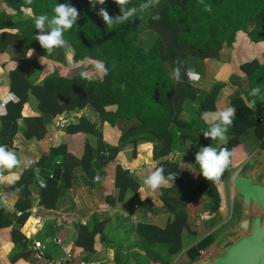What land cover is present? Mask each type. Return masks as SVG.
Here are the masks:
<instances>
[{
	"label": "trees",
	"instance_id": "trees-1",
	"mask_svg": "<svg viewBox=\"0 0 264 264\" xmlns=\"http://www.w3.org/2000/svg\"><path fill=\"white\" fill-rule=\"evenodd\" d=\"M0 2L15 13L22 12V9L29 10V15L18 19H12L10 13L0 11V53L12 55L9 61L0 62V67L6 70L9 93L19 98L18 102L9 101L5 105L6 115L0 116V144L11 145L17 119L23 121L25 135L34 139L43 136L46 118L61 113L77 112L89 107L99 119V125H96L80 115L74 122L64 126L65 133L83 132L94 135V145L88 139L83 140L80 157L73 156L63 145L51 147L47 154L40 156L32 169L23 171L15 186V189H20L19 193L12 187L4 186L17 197L15 209L20 214L15 218L19 224L24 222L29 213L27 209L30 201L27 196L31 182L39 185L38 203L51 207L52 203L49 201L69 187L74 167L81 168L89 186L93 185L95 176H104L121 141L132 146V156L135 145L140 141H150L153 146L156 145L153 150L154 158L174 150L177 140L182 138L187 128V124L176 119L173 114L174 96L180 98L177 102L181 98L196 100L198 113L214 109L213 97L219 84L202 94L184 77L182 83L175 82L172 85L166 70L169 68L171 73L177 58L184 63L187 56L199 59L218 58L221 49L229 48L234 42L237 31H242L252 42H262L264 47V0H203V3L201 0H160L158 7L143 13V19L134 18L128 23L115 25L113 29L107 28L97 11L103 7L109 15H119L120 9L114 0H106L104 5H97L95 8L90 6L88 0ZM142 2L144 0H131L129 7H138ZM59 3H69L80 13L76 25L64 33L72 61H89L82 67L78 64L79 68L68 75L60 73L61 65L57 66L61 63L59 56L62 48L48 55L34 39L38 30L34 27L33 17L41 14L51 17L54 15L55 5ZM204 5H210L212 11H205ZM157 12L160 19L152 20L151 15ZM141 34L145 37L143 40L140 39ZM30 48L34 52L29 58L25 56V52ZM48 61L53 62L52 68L42 75L39 83L26 79L24 71L27 63L31 62L40 73ZM94 61H102L109 68V74L103 80L95 75L91 80L80 75L87 66L92 68ZM238 68L243 72L245 82L238 86L239 92H234L229 97L230 104L236 109L235 118L228 130L231 136L227 144L219 145L227 147L236 162L239 161L236 149L240 144L239 135L248 127L253 129L259 139V147L264 149V62L260 63L252 58L240 63ZM255 87L261 89L258 97L250 95L251 89ZM28 93L35 98L39 114L22 117L20 111ZM253 100L256 101L255 111L246 106ZM109 106L113 108L105 109ZM103 124L117 132L115 143L108 144L103 139ZM234 166L232 164L215 183L207 181L199 173L198 166L200 177L189 190L191 196L204 194L209 198L208 210L221 216L223 196L217 183L223 181L234 170ZM156 167H163L165 175L177 173L172 188L178 187L184 174L179 171L176 162L161 160ZM113 176L116 195L105 197L109 203L121 200L126 191L134 192L138 187L136 178L117 163L113 164ZM140 204H149V200L145 198ZM10 218V213L0 210V228L8 226ZM101 223L93 216L91 228L84 226L78 231L75 244L84 250H91L94 231H90ZM185 226L186 213L182 208H177L172 211V218L163 226L140 221L134 224L133 231L139 248L154 262L170 264L169 255L179 250L180 232ZM12 229L10 231L14 235H11V241L23 245L25 237L17 228ZM209 239L207 237L187 250V261L184 262L193 260L198 255L199 247L205 246Z\"/></svg>",
	"mask_w": 264,
	"mask_h": 264
},
{
	"label": "crops",
	"instance_id": "crops-1",
	"mask_svg": "<svg viewBox=\"0 0 264 264\" xmlns=\"http://www.w3.org/2000/svg\"><path fill=\"white\" fill-rule=\"evenodd\" d=\"M0 11L12 13L10 9L0 8ZM13 13L15 14V12ZM11 16L12 19H15L13 18L15 15L11 14ZM16 17L18 19L19 16ZM256 47H260V51ZM28 51L25 52V56ZM10 58H12L11 54L0 53V62L9 61ZM252 58H256L260 63L264 62L263 44L262 42L249 41L242 31L235 33L234 42L229 48L221 49L218 58L186 57L184 69H193L200 76L196 82H190L184 77L196 91L201 94L208 93L213 85L219 84V87L213 97V110H204L198 113L196 100L181 98L177 102L180 99L178 96L172 98L173 114L176 119L186 123L187 128L182 138L177 140L175 149L168 154L154 158L153 150L156 145L153 146L150 141H140L135 145L132 156V146L121 141L113 162L107 165L104 176L98 181L94 180L93 185L89 186L81 168L74 167L71 171L69 187L49 201L52 203L51 207H45L38 203L39 185L31 182L28 185L29 194L27 196L30 201L27 209L29 213L22 224H19L15 218L20 214L15 209L16 195L8 188L3 187L0 191V196H3L0 198V210L11 214V221L8 226L0 228V264H40V261L34 260L30 249L33 240H39L44 245V260L55 259L63 253L69 252L72 258L67 264H76L81 258L87 261V264H158L139 248L137 237L133 231L134 224L144 221L161 227L172 218V211L177 208H182L185 211L186 226L180 232L179 250L169 255L170 264L177 258L187 261L185 252L198 242L210 237L207 244L199 247L197 252L200 254L206 250L214 235L228 222L225 207L227 213H231L230 223L227 225L233 221L228 187L231 173L237 167L245 164L261 163L264 166V149L259 147V139L253 129L248 127L239 135L240 144L236 146L239 161L236 162L232 159V164L235 165L234 170L227 174L223 181L217 183V188L223 196L221 216L208 210L209 198L204 194L199 193L191 196L189 192L200 177L199 165L195 162L196 152L203 146L211 145L218 148L220 145L218 141L203 136V130L209 127L208 121L204 119V114L215 113L229 106L233 107L229 102V97L234 92H239L238 86L245 82L244 74L239 70L238 65ZM52 63L48 61L46 65L50 66ZM49 66H45L39 73L36 67L29 62L24 75L28 81L39 83L42 75L52 68ZM166 73L172 85L175 84L169 68ZM8 93L6 70L0 67V104H3ZM112 108L113 106H109L105 109ZM20 113L22 117L39 114L35 98L31 94H27V100L23 103ZM80 115L99 125L96 112L89 107H84L77 112L61 113L55 117L46 118L43 136L34 139L25 135L26 129L23 121L17 119L15 133L8 148L15 151L21 160L28 157L36 162L40 156L48 153L49 148L57 145L65 146V149L73 156L80 157L83 140L88 139L90 144L94 145V135L83 132L73 134L64 132V126L69 122H74ZM101 130L103 139L108 144L117 141L118 135L113 128L103 124ZM227 135L231 136L229 132ZM161 160L176 162L179 171L181 170L184 175L178 187L164 186L153 192L146 188L143 181ZM55 162L57 163L58 159ZM114 163L127 169L136 178L138 187L134 192L126 191L121 200L109 203L105 197L116 195V188L113 185ZM145 198L149 200V204L141 205L140 202ZM93 216L102 223L99 226H94L90 231H94L92 249L84 250L74 241L77 232H80L84 226L88 229L91 228L90 222ZM12 228H17L25 237L23 245L11 241V235H14L10 231L13 230Z\"/></svg>",
	"mask_w": 264,
	"mask_h": 264
},
{
	"label": "clouds",
	"instance_id": "clouds-1",
	"mask_svg": "<svg viewBox=\"0 0 264 264\" xmlns=\"http://www.w3.org/2000/svg\"><path fill=\"white\" fill-rule=\"evenodd\" d=\"M90 6L95 8L97 5H104L106 0H88ZM31 3V0H28ZM114 3L119 7L120 14L116 16L109 15L108 11L101 7L97 11V15L102 18L108 29H113L115 25H122L132 21L134 18L143 19V13L158 7L160 0H144L139 6L129 7L131 0H114ZM203 3V0H201ZM204 10L211 12L210 5H204ZM80 13L78 9L69 3H59L54 7V15L51 17L41 14L34 16V27L38 30V34L34 39L38 41L39 45L46 50L48 55L54 53L58 48L69 47L68 41L64 38V33L74 25L79 19ZM152 20H159V13L151 15ZM141 34L140 39H144ZM34 49L27 53V57L33 55ZM184 62L177 58L174 61V67L171 69V78L177 82L182 83V77H186L190 82H196L200 79L199 74L193 69H184ZM93 72L96 78L103 80L109 74V68L102 61H94L92 64ZM81 77L91 80L93 75L88 72H81ZM261 89L259 87L252 88L250 95L258 97ZM18 97L13 93H8L7 98L3 104H0V116L6 115L5 105L9 102H18ZM249 109L255 111L256 101L246 105ZM235 118V108L225 107L215 113H205L204 119L208 121L209 127L203 130L205 138L216 140L221 145H226L228 142V129L233 125ZM195 162L199 165V173L207 180L213 183L219 181L226 170L232 166V153L227 147H212L203 146L195 154ZM36 161L25 157L21 160L17 153L10 150L7 145L0 144V191L4 186L14 188L19 193L20 189H15V186L20 181L23 171L32 169ZM177 177V173H168L165 175L163 167H156L150 175H148L143 183L147 189L157 191L161 187L171 186ZM94 180H99V175L94 177ZM3 198V196H0Z\"/></svg>",
	"mask_w": 264,
	"mask_h": 264
},
{
	"label": "water",
	"instance_id": "water-1",
	"mask_svg": "<svg viewBox=\"0 0 264 264\" xmlns=\"http://www.w3.org/2000/svg\"><path fill=\"white\" fill-rule=\"evenodd\" d=\"M233 221L186 264H264V166L237 167L229 177Z\"/></svg>",
	"mask_w": 264,
	"mask_h": 264
},
{
	"label": "rangeland",
	"instance_id": "rangeland-1",
	"mask_svg": "<svg viewBox=\"0 0 264 264\" xmlns=\"http://www.w3.org/2000/svg\"><path fill=\"white\" fill-rule=\"evenodd\" d=\"M0 8H3V9H5V10H8L9 8H7L5 5H4V3L3 2H0ZM11 10V9H10ZM11 14L12 15H15V17H13V18H15V19H17V17L16 16H19L18 18H23V17H26L27 15H29V10L28 9H25V10H22V12H20V13H13L14 11L13 10H11ZM246 38L248 39V37L246 36ZM249 40V39H248ZM250 41V40H249ZM257 43V42H256ZM256 49L257 50H259L260 51V47H256ZM60 55V54H59ZM246 57H248V56H246ZM59 58H61L60 59V64L59 65H57V66H60L61 65V67H59V71H60V73H62V74H64V75H68V74H70L72 71H74L75 69H77V67H78V64H79V66H84V65H86L87 64V62H89L87 59H85V60H82V61H80L79 63L78 62H74V61H72V58H71V50L69 49V48H62V53H61V55L59 56ZM46 66H49V64L48 65H46ZM52 66L50 65L49 66V68H51ZM79 68V67H78ZM85 72H88L89 74H92V75H95V73L93 72V69L91 68V67H86L85 68ZM227 209H228V207H227ZM228 211H226V207H225V215H228L227 217H228V222L226 223V224H224V226L223 227H225V226H227V224L228 223H230V216H231V213L230 214H228L227 213ZM226 220H227V218H226ZM226 222V221H225ZM224 222V223H225ZM186 263H188V262H184V261H182V260H180V258H177V259H175L173 262H171V264H186Z\"/></svg>",
	"mask_w": 264,
	"mask_h": 264
},
{
	"label": "built area",
	"instance_id": "built-area-1",
	"mask_svg": "<svg viewBox=\"0 0 264 264\" xmlns=\"http://www.w3.org/2000/svg\"><path fill=\"white\" fill-rule=\"evenodd\" d=\"M51 240L54 241L53 239ZM30 249L34 260L40 261V264H67L72 258L69 252H65L55 259L44 260V245L39 240H33L30 244ZM76 264H87V261L81 258Z\"/></svg>",
	"mask_w": 264,
	"mask_h": 264
}]
</instances>
